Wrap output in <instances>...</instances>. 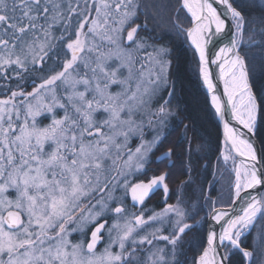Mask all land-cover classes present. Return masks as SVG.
I'll return each instance as SVG.
<instances>
[{"label": "snow or ice", "instance_id": "obj_1", "mask_svg": "<svg viewBox=\"0 0 264 264\" xmlns=\"http://www.w3.org/2000/svg\"><path fill=\"white\" fill-rule=\"evenodd\" d=\"M165 14L223 122L227 208L199 179L210 133L188 114ZM258 136L264 0H0V264H264ZM154 161L185 177L175 203L169 171L139 178Z\"/></svg>", "mask_w": 264, "mask_h": 264}, {"label": "trees", "instance_id": "obj_2", "mask_svg": "<svg viewBox=\"0 0 264 264\" xmlns=\"http://www.w3.org/2000/svg\"><path fill=\"white\" fill-rule=\"evenodd\" d=\"M173 4H175V0H172ZM186 12H181L179 16L180 23L183 27L190 26V17L186 18ZM164 30L169 33L168 39L171 41V46L177 51L180 57L181 64V80H182V97L186 102L188 108V114L193 115L198 118V124L202 125L208 133H210V150H206L207 159L203 160L200 165L197 166V171L200 173L199 179L201 182L207 180L208 183H214L215 189L219 186L214 182L215 168L217 165V157L220 154V149L222 148V129L221 125L216 116L213 115L214 110L211 107L208 99V95L203 87H201V82L197 76V55L194 49L190 46L189 41H186V37L180 36L177 37L175 31L172 28L171 16L170 14H165L164 19ZM183 113L181 114V119H183ZM183 131L180 128L171 138L173 142L177 140ZM259 145L264 147V145L260 144V136L256 138ZM167 145L165 146V150ZM157 155H162V153H157ZM204 165H207V168H204ZM163 171H169L172 179L168 181L169 184V203H175V198L173 194L177 190V185L181 180L185 179L183 175H180V169H170L167 163L161 164L159 162L154 161L150 167L147 169V175H141L139 178L141 180L147 181L153 175H158ZM222 190H220L221 192ZM219 192V193H220ZM215 191L213 194V199L219 202L218 206H229V200L225 203L222 202L218 197V193ZM230 189L228 190L229 197ZM189 194H191V189H189ZM207 194V191L205 192ZM199 195V193H197ZM164 201V193L163 191H158L153 197H151L146 204L149 207H154L157 211H159L163 207ZM210 207L207 205L204 206V210L200 213V215H204L208 212ZM239 259V258H237Z\"/></svg>", "mask_w": 264, "mask_h": 264}, {"label": "rangeland", "instance_id": "obj_3", "mask_svg": "<svg viewBox=\"0 0 264 264\" xmlns=\"http://www.w3.org/2000/svg\"><path fill=\"white\" fill-rule=\"evenodd\" d=\"M190 44V43H189ZM191 46V45H190ZM214 110V109H213ZM232 179V174L229 170V168H226L225 166H223L222 164L215 168V175H214V182H216V184H219V186L217 187V189H215V191L218 193L217 197L222 201V202H227L229 200L228 197V190L230 189V182ZM146 182V181H145ZM220 190H222L220 192ZM220 192V193H219ZM216 193V194H217ZM130 202V201H129ZM219 204V202H218ZM222 207H229V206H223ZM211 209L208 210V212ZM205 215V214H204ZM202 215V216H204Z\"/></svg>", "mask_w": 264, "mask_h": 264}, {"label": "water", "instance_id": "obj_4", "mask_svg": "<svg viewBox=\"0 0 264 264\" xmlns=\"http://www.w3.org/2000/svg\"><path fill=\"white\" fill-rule=\"evenodd\" d=\"M189 43H190V41H189ZM190 45H191V44H190ZM217 45H218V38H214L213 41H212V44L209 45L210 51H211L215 46H217ZM221 46H222V45H221ZM191 47H192V46H191ZM192 48H193V47H192ZM193 49H194V48H193ZM211 67H212L213 72H214V77H213L214 83H216L217 86H218V88H217L218 94L221 95V99H222V101H224V100H226V97L223 95V83H222V81L219 80V77H218V69L216 68V65H212ZM204 89H205V88H204ZM205 91H206V93H207V90H206V89H205ZM207 95H208L209 103H210V105H211V94H210V93H207ZM211 107H212V106H211ZM217 119H218V117H217ZM227 119H229V120L231 121V123H232L233 126L238 127V128L241 127V126H239L238 124H236V122H235L234 120L231 119V116H230V115L227 117ZM218 121H219V123H220V125H221V129H222V144H223V122H221L219 119H218ZM241 130H243V129L241 128ZM255 143H257V144L259 145V143H258L257 140H255ZM259 146H260V145H259ZM253 194H257V193L254 192ZM239 203H240V202L237 201V204H239ZM211 224H212V226L216 227L217 229L219 228V225H216L214 221H211Z\"/></svg>", "mask_w": 264, "mask_h": 264}, {"label": "flooded vegetation", "instance_id": "obj_5", "mask_svg": "<svg viewBox=\"0 0 264 264\" xmlns=\"http://www.w3.org/2000/svg\"><path fill=\"white\" fill-rule=\"evenodd\" d=\"M161 191H162V190H161ZM156 193H158V191H157ZM156 193H155V194H156ZM155 194H154V195H155ZM154 195H153V196H154ZM153 196H151V197H153ZM151 197H150V198H151ZM150 198H149V199H150ZM149 199H148V200H149ZM148 200H147V201H148ZM147 201H146V202H147Z\"/></svg>", "mask_w": 264, "mask_h": 264}]
</instances>
